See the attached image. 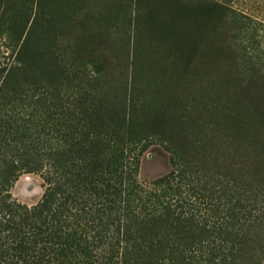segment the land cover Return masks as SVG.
Returning a JSON list of instances; mask_svg holds the SVG:
<instances>
[{
	"label": "rangeland",
	"instance_id": "1",
	"mask_svg": "<svg viewBox=\"0 0 264 264\" xmlns=\"http://www.w3.org/2000/svg\"><path fill=\"white\" fill-rule=\"evenodd\" d=\"M52 188L33 264H264V0H0V196Z\"/></svg>",
	"mask_w": 264,
	"mask_h": 264
},
{
	"label": "trees",
	"instance_id": "2",
	"mask_svg": "<svg viewBox=\"0 0 264 264\" xmlns=\"http://www.w3.org/2000/svg\"><path fill=\"white\" fill-rule=\"evenodd\" d=\"M84 155L85 159H88L89 165L83 169L82 175L78 179L79 186H86L89 189L93 186L92 190L95 197L103 196L107 202H110L108 198L116 195L115 187L105 181L106 184H103L104 188L101 189L102 191H98L97 187L93 185L105 180L101 172L103 162L97 154L90 159L86 154ZM131 174L129 171L124 178L125 190L134 192L137 189L132 183ZM13 180L14 174L11 173V176L9 175V178L5 179V183L7 182L10 185ZM54 192L55 189H48L39 205L30 211L25 210L22 213H20V206L11 201L9 191L5 192L4 197L0 196V209H6L7 211V218H2L0 215V264H33L31 261L35 258L37 259V252H34L33 247L29 246L30 244L36 245L38 243V235L44 233V226L54 216L52 214ZM6 201L8 202L6 203ZM93 205L98 208L103 206L99 200ZM11 216H13L12 219L10 218ZM16 216L17 218L15 219ZM40 251H43L42 248Z\"/></svg>",
	"mask_w": 264,
	"mask_h": 264
}]
</instances>
